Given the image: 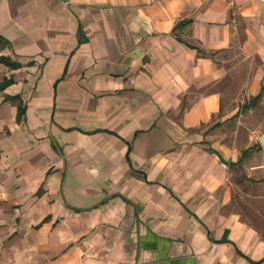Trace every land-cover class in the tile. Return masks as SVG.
I'll return each mask as SVG.
<instances>
[{
    "label": "crops",
    "instance_id": "0c3cea01",
    "mask_svg": "<svg viewBox=\"0 0 264 264\" xmlns=\"http://www.w3.org/2000/svg\"><path fill=\"white\" fill-rule=\"evenodd\" d=\"M263 134L264 0H0V264H264Z\"/></svg>",
    "mask_w": 264,
    "mask_h": 264
},
{
    "label": "rangeland",
    "instance_id": "374dc122",
    "mask_svg": "<svg viewBox=\"0 0 264 264\" xmlns=\"http://www.w3.org/2000/svg\"><path fill=\"white\" fill-rule=\"evenodd\" d=\"M246 180L247 179L244 177L242 183H240L243 187L241 188L240 197H238V198L242 201L248 200V202H249L254 197L256 199V197L260 196L261 189H260V187H257V185H255V184L247 183ZM261 215H264V214H258V213L255 214V216L257 218L263 219Z\"/></svg>",
    "mask_w": 264,
    "mask_h": 264
},
{
    "label": "water",
    "instance_id": "95a60500",
    "mask_svg": "<svg viewBox=\"0 0 264 264\" xmlns=\"http://www.w3.org/2000/svg\"><path fill=\"white\" fill-rule=\"evenodd\" d=\"M259 143L264 147V134L259 137Z\"/></svg>",
    "mask_w": 264,
    "mask_h": 264
}]
</instances>
